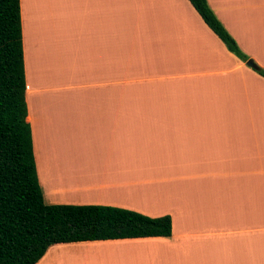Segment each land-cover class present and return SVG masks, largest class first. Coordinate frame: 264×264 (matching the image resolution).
Returning <instances> with one entry per match:
<instances>
[{
    "label": "crops",
    "instance_id": "0c3cea01",
    "mask_svg": "<svg viewBox=\"0 0 264 264\" xmlns=\"http://www.w3.org/2000/svg\"><path fill=\"white\" fill-rule=\"evenodd\" d=\"M264 68V0H208ZM47 204L170 215L169 237L56 243L36 264H264V76L190 0H21Z\"/></svg>",
    "mask_w": 264,
    "mask_h": 264
},
{
    "label": "trees",
    "instance_id": "16d2710c",
    "mask_svg": "<svg viewBox=\"0 0 264 264\" xmlns=\"http://www.w3.org/2000/svg\"><path fill=\"white\" fill-rule=\"evenodd\" d=\"M190 1L231 52L245 62L252 60L208 0ZM250 67L264 76L257 63ZM26 89L21 0H0V264H36L56 243L171 236L170 215L151 217L111 205L45 202Z\"/></svg>",
    "mask_w": 264,
    "mask_h": 264
},
{
    "label": "water",
    "instance_id": "95a60500",
    "mask_svg": "<svg viewBox=\"0 0 264 264\" xmlns=\"http://www.w3.org/2000/svg\"><path fill=\"white\" fill-rule=\"evenodd\" d=\"M247 64H248L249 66H252V67L255 66V63H254L253 60H248V61H247Z\"/></svg>",
    "mask_w": 264,
    "mask_h": 264
}]
</instances>
